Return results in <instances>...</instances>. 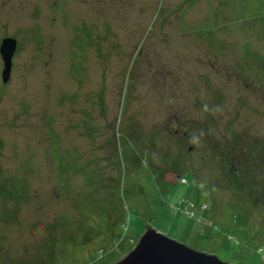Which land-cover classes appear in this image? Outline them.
Returning <instances> with one entry per match:
<instances>
[{"label": "rangeland", "instance_id": "obj_1", "mask_svg": "<svg viewBox=\"0 0 264 264\" xmlns=\"http://www.w3.org/2000/svg\"><path fill=\"white\" fill-rule=\"evenodd\" d=\"M13 38L0 264L118 262L148 228L264 264V0H0Z\"/></svg>", "mask_w": 264, "mask_h": 264}, {"label": "water", "instance_id": "obj_2", "mask_svg": "<svg viewBox=\"0 0 264 264\" xmlns=\"http://www.w3.org/2000/svg\"><path fill=\"white\" fill-rule=\"evenodd\" d=\"M17 41L4 40L0 53L4 61L3 80L10 79L12 59ZM114 264H229L215 255L201 253L168 236L148 228L136 246L123 259Z\"/></svg>", "mask_w": 264, "mask_h": 264}, {"label": "trees", "instance_id": "obj_3", "mask_svg": "<svg viewBox=\"0 0 264 264\" xmlns=\"http://www.w3.org/2000/svg\"><path fill=\"white\" fill-rule=\"evenodd\" d=\"M14 39V38H13ZM15 40V39H14ZM198 40H199V43L201 42L202 43V40H201V38L199 37L198 38ZM228 46V45H227ZM226 47V43H223L222 45H220L219 43H217V39H212V40H208L207 41V48L209 49V48H211L213 51H216V57L218 58V60H221L220 59V57L222 56V54H223V52H225V51H223V49ZM226 50H229V48L228 49H226ZM248 57H250L251 58V49H248ZM222 61H225V59H222ZM260 62H262L261 64H263V61L262 60H259ZM250 63V62H249ZM248 64V63H247ZM249 65V64H248ZM246 67H248V66H246ZM241 69H243V67L238 63L237 64V66H236V68H235V70H234V72L232 73V74H234V75H238V78H240L241 77V72H240V70ZM258 72L259 73H261L259 70H258ZM245 72L243 71V73H242V75L244 74ZM129 76L130 75H128V78H129ZM260 77H262V74H260ZM242 78V77H241ZM129 81V80H128ZM128 86H129V83L127 82L126 83V85H125V92H124V95H125V97H128L127 96V90H128ZM126 101V102H125ZM127 101L128 100H123V102H121L122 103V107H124L125 106V104L127 103ZM124 110V109H123ZM122 111V110H121ZM181 123H179L178 125L181 127V125H180ZM143 130V129H142ZM187 136V137H186ZM185 137L186 138H189L190 137V135H188V131H186L185 132ZM138 243V242H137ZM133 246H135L134 244H133ZM132 246V247H133ZM130 252V251H129ZM111 255V253L110 254H108V256H110ZM112 262H107L106 264H114L117 260H112V259H110ZM120 261V260H119Z\"/></svg>", "mask_w": 264, "mask_h": 264}]
</instances>
